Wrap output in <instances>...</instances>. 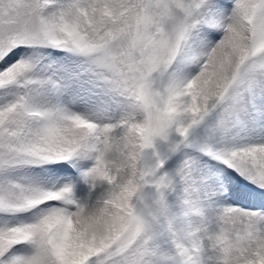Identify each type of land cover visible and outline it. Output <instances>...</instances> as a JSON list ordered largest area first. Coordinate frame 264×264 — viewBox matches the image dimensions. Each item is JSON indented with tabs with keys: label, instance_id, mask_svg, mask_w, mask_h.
I'll return each mask as SVG.
<instances>
[{
	"label": "snow or ice",
	"instance_id": "snow-or-ice-1",
	"mask_svg": "<svg viewBox=\"0 0 264 264\" xmlns=\"http://www.w3.org/2000/svg\"><path fill=\"white\" fill-rule=\"evenodd\" d=\"M0 264H264V0H0Z\"/></svg>",
	"mask_w": 264,
	"mask_h": 264
},
{
	"label": "rangeland",
	"instance_id": "rangeland-1",
	"mask_svg": "<svg viewBox=\"0 0 264 264\" xmlns=\"http://www.w3.org/2000/svg\"><path fill=\"white\" fill-rule=\"evenodd\" d=\"M79 191H80V193H81L82 195H85V196H86V195H87V191H88V189H87L86 186L81 185Z\"/></svg>",
	"mask_w": 264,
	"mask_h": 264
}]
</instances>
